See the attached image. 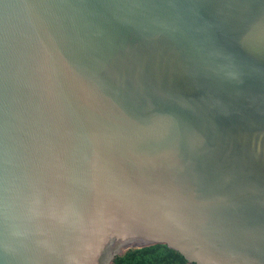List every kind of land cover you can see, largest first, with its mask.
I'll return each mask as SVG.
<instances>
[{
	"label": "water",
	"instance_id": "obj_1",
	"mask_svg": "<svg viewBox=\"0 0 264 264\" xmlns=\"http://www.w3.org/2000/svg\"><path fill=\"white\" fill-rule=\"evenodd\" d=\"M157 243L264 264V0H0V264Z\"/></svg>",
	"mask_w": 264,
	"mask_h": 264
},
{
	"label": "trees",
	"instance_id": "obj_2",
	"mask_svg": "<svg viewBox=\"0 0 264 264\" xmlns=\"http://www.w3.org/2000/svg\"><path fill=\"white\" fill-rule=\"evenodd\" d=\"M112 264H196L188 262L177 250L166 244H152L143 247H131L116 255Z\"/></svg>",
	"mask_w": 264,
	"mask_h": 264
}]
</instances>
